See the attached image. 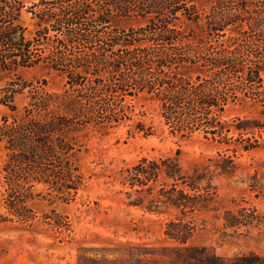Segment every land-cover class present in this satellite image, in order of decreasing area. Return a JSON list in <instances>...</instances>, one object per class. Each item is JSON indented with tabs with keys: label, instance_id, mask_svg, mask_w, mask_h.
Wrapping results in <instances>:
<instances>
[{
	"label": "trees",
	"instance_id": "16d2710c",
	"mask_svg": "<svg viewBox=\"0 0 264 264\" xmlns=\"http://www.w3.org/2000/svg\"><path fill=\"white\" fill-rule=\"evenodd\" d=\"M25 11L34 32L22 21ZM120 18L145 23L122 28ZM34 68L62 76L64 87L22 76ZM140 94L172 134L203 133L225 146L190 171L177 157H142L120 172L123 185L152 197L149 211L162 213L160 203L177 211L165 235L184 245L196 231L185 218L218 210L214 177L236 174L239 152L262 145L263 122L228 113L247 101L264 106V0H0V104L8 109L0 120V222L42 219L70 232L69 216L52 209L41 218L32 203L80 196L92 179L83 160L93 136L133 120ZM136 129L157 132L154 121ZM247 217L228 211L225 225L246 226Z\"/></svg>",
	"mask_w": 264,
	"mask_h": 264
},
{
	"label": "rangeland",
	"instance_id": "374dc122",
	"mask_svg": "<svg viewBox=\"0 0 264 264\" xmlns=\"http://www.w3.org/2000/svg\"><path fill=\"white\" fill-rule=\"evenodd\" d=\"M41 0H27L32 6ZM22 21L34 32L35 21L25 11ZM145 23L138 18H120L122 28ZM36 81L46 78L53 90H61L65 78L43 68L22 71ZM23 104L21 96L17 98ZM136 107L133 120L122 124L107 136H93L84 167L92 175L87 188L73 202L38 199L32 203L41 218L56 209L69 216L70 232L59 233L42 219L34 225L16 221L0 222V264H264V133L261 148L239 152V169L232 176L216 175L217 211H200L187 216L196 231L187 244H179L165 235L166 223L177 211L163 203L162 213L145 205L152 197L121 183V170L142 157H177L185 171L204 166L225 149L203 133L192 136L172 134L159 121L155 104L145 94L132 99ZM8 109L0 104V120ZM243 115L264 123V106L247 101L228 113ZM154 121L157 132L146 136L136 129L138 121ZM232 154L231 151L228 152ZM4 152L0 149V167ZM256 181L255 189L250 185ZM159 186L154 189L157 194ZM142 198L144 205H135ZM0 192V214L4 213ZM248 215L251 223L227 227L226 212Z\"/></svg>",
	"mask_w": 264,
	"mask_h": 264
}]
</instances>
